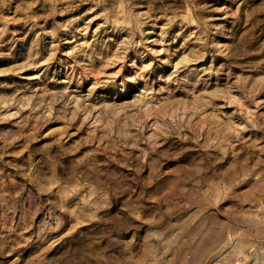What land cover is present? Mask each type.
I'll use <instances>...</instances> for the list:
<instances>
[{"label": "rangeland", "instance_id": "obj_1", "mask_svg": "<svg viewBox=\"0 0 264 264\" xmlns=\"http://www.w3.org/2000/svg\"><path fill=\"white\" fill-rule=\"evenodd\" d=\"M0 264H264V0H0Z\"/></svg>", "mask_w": 264, "mask_h": 264}]
</instances>
